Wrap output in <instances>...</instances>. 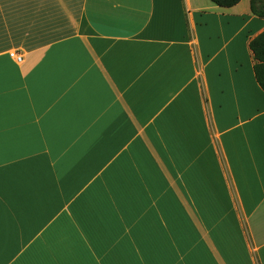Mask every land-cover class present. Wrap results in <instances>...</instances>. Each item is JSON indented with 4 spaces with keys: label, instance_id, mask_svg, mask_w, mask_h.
<instances>
[{
    "label": "crops",
    "instance_id": "0c3cea01",
    "mask_svg": "<svg viewBox=\"0 0 264 264\" xmlns=\"http://www.w3.org/2000/svg\"><path fill=\"white\" fill-rule=\"evenodd\" d=\"M263 32L252 0H0V264H264Z\"/></svg>",
    "mask_w": 264,
    "mask_h": 264
},
{
    "label": "trees",
    "instance_id": "16d2710c",
    "mask_svg": "<svg viewBox=\"0 0 264 264\" xmlns=\"http://www.w3.org/2000/svg\"><path fill=\"white\" fill-rule=\"evenodd\" d=\"M222 8H231L241 0H211ZM252 12L254 15L264 18V0H252ZM250 49L254 54L256 64L254 73L256 80L264 91V32L250 42Z\"/></svg>",
    "mask_w": 264,
    "mask_h": 264
},
{
    "label": "built area",
    "instance_id": "2783aa9c",
    "mask_svg": "<svg viewBox=\"0 0 264 264\" xmlns=\"http://www.w3.org/2000/svg\"><path fill=\"white\" fill-rule=\"evenodd\" d=\"M12 57L16 59L17 62L21 63L23 61V57L20 54L14 53Z\"/></svg>",
    "mask_w": 264,
    "mask_h": 264
}]
</instances>
